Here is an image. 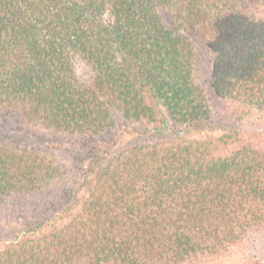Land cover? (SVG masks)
<instances>
[{"label":"trees","instance_id":"1","mask_svg":"<svg viewBox=\"0 0 264 264\" xmlns=\"http://www.w3.org/2000/svg\"><path fill=\"white\" fill-rule=\"evenodd\" d=\"M198 45L238 125L215 119ZM253 112L264 0H0V131L22 141L0 140V264H199L243 246L264 227Z\"/></svg>","mask_w":264,"mask_h":264},{"label":"rangeland","instance_id":"2","mask_svg":"<svg viewBox=\"0 0 264 264\" xmlns=\"http://www.w3.org/2000/svg\"><path fill=\"white\" fill-rule=\"evenodd\" d=\"M188 39H195L197 42L198 37L193 35L191 32L186 34ZM199 43V42H198ZM198 50L202 56V62L199 72L198 81L204 86V89L211 95L213 101V111L215 114V119L222 126H227L231 128L234 125H238L236 119L240 116L241 109L239 105H236L229 100H225L223 98L217 97L213 94L212 90L209 87V76L211 71V66L209 63V56L206 50L202 47V45H198ZM79 70L84 78L88 77V70L84 66L80 65ZM12 125L16 126L14 121H10ZM243 123L242 130L245 131L246 135L249 132L259 133L263 135L264 139V116H261L259 113L253 112L247 116H245L241 122ZM10 124V125H11ZM240 124V125H241ZM9 125V126H10ZM241 127V126H240ZM8 129L4 131H0V140L2 142L11 141L10 139L15 140L18 136H10L7 133ZM251 139H255L254 136L250 133L247 135ZM48 139L46 136L43 141H40L39 137H37V141L44 142ZM257 140V139H256ZM17 142L22 143L21 140L16 139ZM23 141L26 142H34L35 138H31L30 136H25ZM36 146H39L36 144ZM60 154V151H58ZM199 264H264V227L259 229L254 235L249 239L247 243L243 246L234 247L230 249L229 252L223 253L220 256H215L211 258H205L203 262Z\"/></svg>","mask_w":264,"mask_h":264}]
</instances>
